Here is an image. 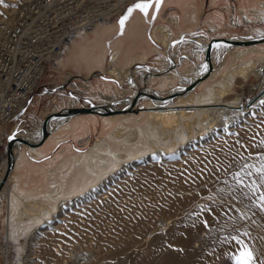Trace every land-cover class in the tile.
I'll use <instances>...</instances> for the list:
<instances>
[{
    "label": "rangeland",
    "instance_id": "obj_1",
    "mask_svg": "<svg viewBox=\"0 0 264 264\" xmlns=\"http://www.w3.org/2000/svg\"><path fill=\"white\" fill-rule=\"evenodd\" d=\"M18 1L6 0V3L11 5ZM138 2L145 0L133 1L119 15L109 17L104 23L111 24L110 22L116 20L117 35H121L123 30L118 23L119 19L126 14L129 7ZM9 8L0 6V13H3L0 16L6 14ZM150 8L148 22L151 25L152 16L157 10L154 3ZM139 12L142 13L140 10ZM154 27V25L150 27V33L148 30L150 39ZM202 34L204 35L198 37L202 42L192 37L194 44L188 49L190 53L185 52L189 59L181 60L180 57L185 55L182 51L183 47L178 50L172 48L171 39L165 46H159L157 53L144 61L133 62L125 74L119 73L118 78L105 72L109 68L108 62L104 64L103 70L93 69L88 76L80 73L78 76H73L78 73L75 68L58 65L60 58L65 56L67 48L57 59V63L49 64L44 70L33 93L17 114L5 124V132L35 131L47 113L59 112L73 105L87 106L92 103L99 107L112 104L122 107L127 104L128 98L132 95L136 96V91L137 96L143 89L159 91L160 95L166 94L165 90L156 88L160 80L172 75L175 78V88L185 85L187 79L196 73L194 70L203 62L206 63L204 54H200L196 48L198 43L205 44L211 37H226L228 40L264 37V30L216 32L212 29ZM260 41L238 47L256 45L264 52V38ZM221 42L224 41H216L213 45ZM164 48L174 52L173 56H178L180 61L175 62L172 57H168ZM220 51L216 55V58L221 56L219 64L214 66L219 75L222 71L237 66V62L234 63L231 59V53L235 51L233 48ZM260 63L264 64V60H258L256 66ZM208 71L195 80L190 89L202 90L201 83L210 80L209 75L213 70L211 68ZM205 74L207 75L204 76ZM261 79L253 74H248L246 79L237 76L233 86L235 93L224 96L220 102L234 101L248 86V81H252L251 83L256 81L258 84ZM148 96L153 98L152 94ZM173 97L174 95L169 98ZM255 99L256 103L251 105L250 112H246L247 118L245 116L218 118L206 138L200 140L201 136H194L191 139L194 143L191 140V145L190 141L181 143L171 150V155L167 159L164 158L165 155L152 150L148 157L139 160L141 162L136 165L138 167H134L137 161L128 163L126 166L131 171H124L121 178L117 179L118 183L114 184L115 187L105 189L101 191L102 193L97 192L89 199L79 201V198H76L66 202L65 211L59 212L56 216L58 219L54 222L58 229L56 227L54 229L52 224L46 225L40 229L43 234L38 238L26 241L24 237L17 241L11 238L4 223L8 200L3 197L0 201V264L7 262L12 264L18 260L23 262L28 260V264H112L113 261L126 264L135 258L137 253L145 250L153 239L170 232L175 222L169 219H174L173 217L176 216L175 221L183 220L195 211L205 213L212 211L213 213H207L212 224L209 229L201 226L194 233L189 243L194 256L186 264H240L237 257L244 245L233 240L234 236L239 237L253 250L256 264H264V211L257 206L260 192H264V185L253 193L243 185L237 184L234 176L245 165L259 166L260 157L264 156V143H262L264 103H261L264 101V80L263 83L262 80L259 83V93ZM69 100L72 102L70 106ZM230 106L234 108V105ZM144 107L146 100L134 98L131 103L134 117L140 115ZM94 114L92 117L88 113L74 115V119H78L79 116L92 118L89 120L92 121L89 122L90 132L77 139L69 136L59 138L57 134L63 124L48 128L47 138L38 146L44 145L51 137L55 138L53 145L39 157L27 154L29 160L47 168L49 164L54 165V160H58L70 150L88 151L104 130L101 127V115ZM22 146L26 151L28 150L27 145ZM2 152L5 155L4 145H0V153ZM4 155L3 157H6ZM248 170L252 171L253 175L244 177L245 184H250L252 181L260 184L259 175L254 169ZM243 192H248V195H242ZM212 226L213 230H210ZM245 232L248 235H245ZM36 235L38 234L34 233L31 236ZM31 240L34 242L32 241L30 247L26 243ZM18 243L24 244L23 254L22 252L19 254Z\"/></svg>",
    "mask_w": 264,
    "mask_h": 264
},
{
    "label": "bare ground",
    "instance_id": "obj_2",
    "mask_svg": "<svg viewBox=\"0 0 264 264\" xmlns=\"http://www.w3.org/2000/svg\"><path fill=\"white\" fill-rule=\"evenodd\" d=\"M172 4L181 6L180 0H164L162 7ZM250 12H255L260 21H264V0L260 3L258 11ZM105 20L94 23L90 30L79 33L77 36H69L64 42L62 55L71 40L85 34L86 39L76 40L69 47L65 56L58 61V65L60 67L71 66L82 73L95 67L103 70L104 64L108 62L109 68L105 72L107 71L118 78L119 73L125 74L136 59L144 61L146 57L157 50L156 48H141L140 42L145 37L146 29L139 28V23L142 20L139 14L129 17L126 21L128 22L127 32L122 37L112 40L109 45L105 40L117 30L118 25H99L107 22ZM166 21L170 26L176 23L173 16H169ZM172 33L170 28L159 25L152 29L151 38L165 46L169 42ZM229 40L228 42L218 39L216 41L224 42L214 45L213 43L216 41H211L209 51V59L211 56V60L207 59V64L203 62L200 67L195 69L194 72L196 73L187 79L185 85H179L175 88V78L169 75L160 80L156 87L165 90L166 94L160 95L159 91L143 89L138 96L132 95L128 98L127 104L122 107H116L112 104L97 106L93 110L82 112L88 113L91 117L95 115V112L98 115L100 114V117H102L101 127L104 129L103 133L95 140L88 151L75 152L70 150L46 170L35 166L27 159L26 150L22 145H27L29 152L38 157L39 154L51 147L55 141V138L51 137L44 145L38 146L47 138L51 126L57 127L63 124L57 134L59 138L69 136L77 139L90 132L89 122L92 121L89 120H92V118L79 116L78 119H74V115L82 113L65 111L66 108L59 112H51L53 114L50 113L45 121L47 135L41 143L37 141L41 136V121L35 131L17 132L16 137L26 139L28 143L18 139L12 142V165L0 187V200L2 193L6 190L3 187L8 188L7 217L4 219V223L8 227L11 238L14 241L19 240L21 237H24L25 241L38 238L40 234H43L40 230L42 227L49 224H52L53 228L58 227L54 222L58 219L56 216L59 212L65 211L66 206L64 205H66V202L76 198H79V201L89 199L97 192L102 193L101 191L105 189L115 187L118 183L117 179L121 178L124 171L129 170V167L126 166L128 163L137 161L134 163V167L139 165V162H141L139 160L148 157L152 150L158 151L160 155H165L164 158L167 159L171 155V150L181 143L189 142L194 136H201L200 140L206 138L218 118L224 116L243 117L249 113L251 105L256 103L255 97L259 93V83L261 80L263 83L264 77L258 83L257 94L247 102L250 105L245 112L235 113L234 108L230 106L235 105L234 103L238 98L228 103H221L220 99L230 93H235L233 86L237 76L246 79L248 74L254 75L256 62L264 60V52L258 46L252 45L245 48L238 46L256 44L261 41L244 44L239 43V38H229ZM205 46L206 42L205 44H197L196 48L200 54H204ZM229 48L235 50L231 53V59L232 62H237V66L230 67L219 75L217 70L214 69L221 58V56L216 58L217 52H221L220 50L227 51ZM62 55L57 56L55 60L48 63L47 67L49 64H55ZM211 68L213 71L209 75L210 80L201 83L203 89L200 91L190 89L194 85L193 82ZM78 75L79 73L73 76ZM14 77L19 79L17 76ZM25 82L26 80H22L19 84L22 85ZM190 82H192V86L186 87ZM148 94H152L153 98H150ZM178 94L181 96H177ZM173 95V98H169ZM134 96L146 100V107L137 117H134V113H132L134 109L131 108ZM5 104V102L0 103V116L3 113ZM70 105H72L71 101L69 102ZM91 111L93 112L91 113ZM4 126L2 125L0 130H4ZM6 134L4 137H6ZM30 134H33V136ZM192 143L194 142L192 141ZM3 155V152L0 153V178L6 165V157H3ZM209 212L213 213L212 211ZM209 212L207 213L209 214ZM207 213L195 211L183 220L175 221L176 216L173 217L174 219H169V221L175 222L170 232L153 239L145 250L137 253L135 258L126 264H186L194 256V251L189 244L194 233L199 227L203 226L209 229L212 224ZM204 221H207V225ZM210 230H213V226ZM34 233L38 235L31 236ZM118 239L116 240L118 241ZM32 241L34 242V240H31L25 243L30 246L33 243ZM117 244L119 245V241ZM23 246L24 244L18 243L19 254L21 252L23 254ZM12 264H28V260H25V262L18 260V262ZM112 264L119 263L113 261Z\"/></svg>",
    "mask_w": 264,
    "mask_h": 264
},
{
    "label": "built area",
    "instance_id": "obj_3",
    "mask_svg": "<svg viewBox=\"0 0 264 264\" xmlns=\"http://www.w3.org/2000/svg\"><path fill=\"white\" fill-rule=\"evenodd\" d=\"M135 0H19L0 16V103L5 102L0 127L12 119L35 90L48 63L59 56L71 35L90 30L94 23L119 15ZM264 64L254 76L261 79ZM17 76L19 79H16ZM26 80L22 85L20 81ZM248 81L235 101L234 112L247 110L258 92ZM236 109V110H235ZM5 129L0 130L4 145Z\"/></svg>",
    "mask_w": 264,
    "mask_h": 264
},
{
    "label": "crops",
    "instance_id": "obj_4",
    "mask_svg": "<svg viewBox=\"0 0 264 264\" xmlns=\"http://www.w3.org/2000/svg\"><path fill=\"white\" fill-rule=\"evenodd\" d=\"M163 1L164 0H162L159 11L156 12L155 19H153V24L151 25L148 22L150 18L151 8L148 10L147 16L140 13L138 9L134 10L133 13L131 14V16H134L135 14H139L142 18V20L139 23V28L146 29L145 37L140 42V46L142 49L144 48H148V49L154 48L155 49L156 48L157 50H159V46H162L158 42L153 41L152 38L150 39L148 35V30L150 33V30H151L150 27L153 25L154 26L163 25L171 29L173 33L169 41L172 39L170 41V45L174 44L173 46L171 45V47L177 48L176 50H178L180 47H183L182 51H184L185 55L180 57L181 60L188 58L186 57L185 52L186 51L189 52L188 49L192 48V44H194V42H192V37H195L199 40L198 37H200L201 35H204L202 33H206L207 31H210L212 29L216 32L221 31V30H225V32L226 31H245V30L252 31V32H258L260 29L264 30V21H260L259 16L255 12H252V13L250 12V11H258L259 5L262 2V0H180L181 6H176L172 4L166 7H162ZM169 16H173L176 19L175 25H171V26L168 25L166 20ZM110 23L112 25H118L116 20L115 21L113 20ZM105 24L111 25L107 23L99 24V25H105ZM127 25H128V22L125 23L124 28H123V33L121 35H117V32H118L117 30L111 33L105 40L107 41V44H109L108 43L110 42L109 40H115L117 39V37H122L124 33L127 32V29H126ZM80 39L85 40L86 34L74 40H71L69 45L71 46V44H73L76 40L78 41ZM69 47H67L68 50H69ZM157 50L154 52L157 53ZM164 50L167 51L168 57H172L173 61L175 62L180 61V58H178V56H173L174 52H171V50L169 52V50L166 48H164ZM172 50L175 51V49H172ZM155 53H152V54H155ZM152 54H150L149 56H151ZM135 61H141V60L136 59ZM93 69H98V68L95 67ZM93 69L87 72L84 71L82 73L77 70V72L80 73V75L88 76L90 75L89 73H92ZM42 153L39 154V156L42 155ZM27 154L32 155L29 152V150L26 151V157H27ZM27 159L29 160L28 157ZM55 161L57 160H54V163ZM34 165L37 167L44 168L43 166H38L36 164ZM51 166L53 165L49 164L47 168ZM47 168H44V169L46 170ZM4 189L6 190L2 193V198L3 197L7 198V194H9L8 188H6L5 186Z\"/></svg>",
    "mask_w": 264,
    "mask_h": 264
},
{
    "label": "snow or ice",
    "instance_id": "obj_5",
    "mask_svg": "<svg viewBox=\"0 0 264 264\" xmlns=\"http://www.w3.org/2000/svg\"><path fill=\"white\" fill-rule=\"evenodd\" d=\"M155 4V8L157 12L159 11V8L161 6L162 0H145V2H138L131 7H129L126 11V14L123 15L118 23L120 25L121 30H123L125 22L129 19L131 14L134 10L139 9L145 16L148 15V9L152 6V4ZM0 6H3L5 8L8 7H16L15 4H8L6 3V0H0ZM3 13H0L2 15ZM152 19H155V14H153ZM261 103H264V101H261ZM11 139V137H10ZM264 143V141H262ZM261 163L259 166L256 165H245L239 172H236L234 174L237 184L243 185L244 187L248 188L250 192H257L260 190V187L264 185V156L260 157ZM254 169L255 173L259 175L260 184H257L256 181H252L250 184H245L244 177L245 176H252L253 172L249 171L248 169ZM223 191V190H221ZM242 195L247 196L248 192H243ZM257 206L261 211H264V192H260ZM205 225H207V221H204ZM245 235H248L247 232H245ZM233 240H236L238 243L243 244V250L240 252V255L237 257L240 264H256V257L254 255L253 250L247 245L244 244L243 241L239 239V237H232Z\"/></svg>",
    "mask_w": 264,
    "mask_h": 264
},
{
    "label": "water",
    "instance_id": "obj_6",
    "mask_svg": "<svg viewBox=\"0 0 264 264\" xmlns=\"http://www.w3.org/2000/svg\"><path fill=\"white\" fill-rule=\"evenodd\" d=\"M257 39H254V38H251V39H240L239 40V43H250V42H257V41H260L262 38L264 37H256ZM218 39H222L224 41H230V40H227L228 38L226 37H211L207 43H206V46H205V49H204V58L207 60L209 59V51H210V45H211V41H216ZM192 86V82L188 83L186 85V87H191ZM137 91H136V96H137ZM163 97V96H162ZM134 98H136L135 96L133 97L132 101L134 100ZM161 98V97H160ZM97 104H92L90 103L89 105H73L71 107H66L65 111H71V112H76V113H82L84 111L88 112L90 110H93L95 109V107ZM93 111H91L92 113ZM96 113V112H95ZM98 113V112H97ZM53 114V113H51ZM50 115V113H47L41 120V125H40V128H41V136L38 140V143H41L42 140L45 138V136L47 135L46 134V128H45V121L47 119V117ZM11 137V139H10ZM15 139H18L24 143H28V141L22 137H16V133H7L6 134V137H5V143H4V151H5V156H6V165H5V169H4V172L0 178V187L2 186V182L3 180L6 178V175H7V172L10 168V166L12 165V157H11V154H12V150H11V144L12 142L15 140Z\"/></svg>",
    "mask_w": 264,
    "mask_h": 264
}]
</instances>
